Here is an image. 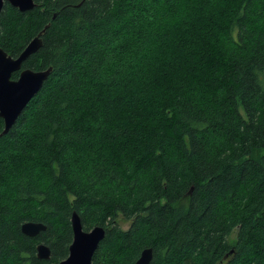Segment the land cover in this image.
Segmentation results:
<instances>
[{
    "label": "trees",
    "instance_id": "1",
    "mask_svg": "<svg viewBox=\"0 0 264 264\" xmlns=\"http://www.w3.org/2000/svg\"><path fill=\"white\" fill-rule=\"evenodd\" d=\"M34 1L0 15L53 69L0 118V264L67 259L73 213L106 230L93 264H264V0Z\"/></svg>",
    "mask_w": 264,
    "mask_h": 264
},
{
    "label": "water",
    "instance_id": "2",
    "mask_svg": "<svg viewBox=\"0 0 264 264\" xmlns=\"http://www.w3.org/2000/svg\"><path fill=\"white\" fill-rule=\"evenodd\" d=\"M6 2L21 12H27L36 6L34 0H0V15ZM42 34L43 32L36 36L18 58L11 57L0 48V118L5 123L4 134L11 130L53 71L52 68L43 71L22 70L24 62L42 47ZM21 70L19 78L13 80V74ZM71 225L73 242L69 248V256L59 264H93L94 254L104 240L106 230L103 227H96L91 231H85L77 213H73ZM46 229L43 223L27 222L22 225V232L30 237H36ZM37 252L39 258L50 259L51 250L45 244H39ZM152 259L153 250L147 248L136 264H150Z\"/></svg>",
    "mask_w": 264,
    "mask_h": 264
},
{
    "label": "rangeland",
    "instance_id": "3",
    "mask_svg": "<svg viewBox=\"0 0 264 264\" xmlns=\"http://www.w3.org/2000/svg\"><path fill=\"white\" fill-rule=\"evenodd\" d=\"M260 154H264V151H262ZM123 227L125 229H127L129 227L128 223L125 222L124 225H123ZM235 238H236V232H234L233 235L231 236V241H234Z\"/></svg>",
    "mask_w": 264,
    "mask_h": 264
},
{
    "label": "flooded vegetation",
    "instance_id": "4",
    "mask_svg": "<svg viewBox=\"0 0 264 264\" xmlns=\"http://www.w3.org/2000/svg\"><path fill=\"white\" fill-rule=\"evenodd\" d=\"M24 69H27V68H24ZM24 69L22 68V70H24ZM22 70L19 71V72H16V73H19V76H20V73L22 72ZM16 73H14V74H16ZM14 74H13V75H14ZM18 78H19V77H18ZM18 78H17V79H18ZM12 79H13V77H12ZM17 79H13V80H17Z\"/></svg>",
    "mask_w": 264,
    "mask_h": 264
}]
</instances>
